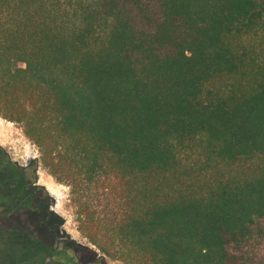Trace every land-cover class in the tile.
<instances>
[{"label": "trees", "instance_id": "1", "mask_svg": "<svg viewBox=\"0 0 264 264\" xmlns=\"http://www.w3.org/2000/svg\"><path fill=\"white\" fill-rule=\"evenodd\" d=\"M0 264H264V0H0Z\"/></svg>", "mask_w": 264, "mask_h": 264}, {"label": "rangeland", "instance_id": "2", "mask_svg": "<svg viewBox=\"0 0 264 264\" xmlns=\"http://www.w3.org/2000/svg\"><path fill=\"white\" fill-rule=\"evenodd\" d=\"M0 146L9 158L20 166L34 163L37 184L44 187L51 198V210L61 220L60 230L63 237L76 243L89 245L77 230L75 215L70 204L69 188L57 182L39 162V152L30 142L18 124L10 123L0 117ZM106 264H121L105 258Z\"/></svg>", "mask_w": 264, "mask_h": 264}]
</instances>
